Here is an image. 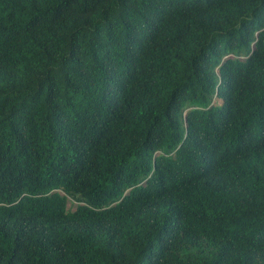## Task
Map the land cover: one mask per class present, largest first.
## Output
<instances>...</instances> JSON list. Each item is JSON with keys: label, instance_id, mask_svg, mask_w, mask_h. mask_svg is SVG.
<instances>
[{"label": "trees", "instance_id": "trees-1", "mask_svg": "<svg viewBox=\"0 0 264 264\" xmlns=\"http://www.w3.org/2000/svg\"><path fill=\"white\" fill-rule=\"evenodd\" d=\"M0 264H264V0H0Z\"/></svg>", "mask_w": 264, "mask_h": 264}, {"label": "rangeland", "instance_id": "rangeland-1", "mask_svg": "<svg viewBox=\"0 0 264 264\" xmlns=\"http://www.w3.org/2000/svg\"><path fill=\"white\" fill-rule=\"evenodd\" d=\"M221 103H222L221 100H218V99L215 100V104L220 105ZM68 208L73 211L76 208V204L70 200L68 203Z\"/></svg>", "mask_w": 264, "mask_h": 264}]
</instances>
